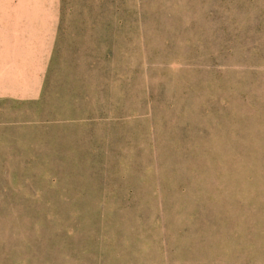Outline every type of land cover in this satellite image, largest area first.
I'll list each match as a JSON object with an SVG mask.
<instances>
[{"label": "rangeland", "instance_id": "1", "mask_svg": "<svg viewBox=\"0 0 264 264\" xmlns=\"http://www.w3.org/2000/svg\"><path fill=\"white\" fill-rule=\"evenodd\" d=\"M0 264H264V0H0Z\"/></svg>", "mask_w": 264, "mask_h": 264}]
</instances>
